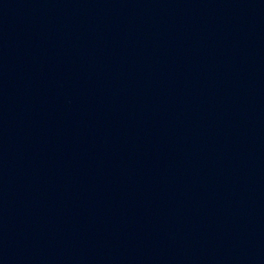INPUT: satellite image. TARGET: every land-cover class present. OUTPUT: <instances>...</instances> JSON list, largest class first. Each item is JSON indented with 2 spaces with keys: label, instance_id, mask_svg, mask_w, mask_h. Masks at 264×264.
<instances>
[{
  "label": "water",
  "instance_id": "1",
  "mask_svg": "<svg viewBox=\"0 0 264 264\" xmlns=\"http://www.w3.org/2000/svg\"><path fill=\"white\" fill-rule=\"evenodd\" d=\"M0 264H264V0H0Z\"/></svg>",
  "mask_w": 264,
  "mask_h": 264
}]
</instances>
